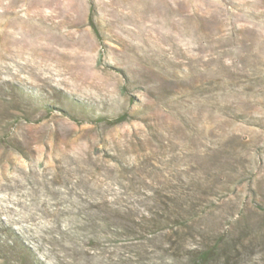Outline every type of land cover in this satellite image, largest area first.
I'll return each instance as SVG.
<instances>
[{"label": "rangeland", "instance_id": "rangeland-1", "mask_svg": "<svg viewBox=\"0 0 264 264\" xmlns=\"http://www.w3.org/2000/svg\"><path fill=\"white\" fill-rule=\"evenodd\" d=\"M217 238L264 264V0H0V264Z\"/></svg>", "mask_w": 264, "mask_h": 264}, {"label": "trees", "instance_id": "trees-1", "mask_svg": "<svg viewBox=\"0 0 264 264\" xmlns=\"http://www.w3.org/2000/svg\"><path fill=\"white\" fill-rule=\"evenodd\" d=\"M123 120V118H120L117 120V123ZM182 224L184 225V222H182ZM150 230L151 229H149V231ZM222 243L223 239L217 238L216 240L202 244L201 248L196 247L197 249L193 250L195 254L190 257L186 264H211L213 261H217L223 252H226L228 249H226L224 246L221 247ZM223 259L228 262L230 260V256Z\"/></svg>", "mask_w": 264, "mask_h": 264}]
</instances>
